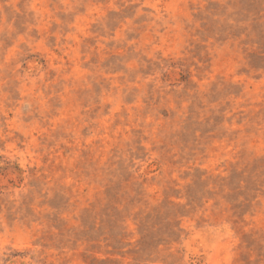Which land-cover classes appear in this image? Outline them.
Segmentation results:
<instances>
[{
    "label": "rangeland",
    "instance_id": "1",
    "mask_svg": "<svg viewBox=\"0 0 264 264\" xmlns=\"http://www.w3.org/2000/svg\"><path fill=\"white\" fill-rule=\"evenodd\" d=\"M0 264H264V0H0Z\"/></svg>",
    "mask_w": 264,
    "mask_h": 264
}]
</instances>
